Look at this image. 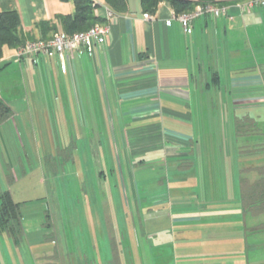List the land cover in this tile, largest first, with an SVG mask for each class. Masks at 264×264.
<instances>
[{
	"label": "crops",
	"instance_id": "1",
	"mask_svg": "<svg viewBox=\"0 0 264 264\" xmlns=\"http://www.w3.org/2000/svg\"><path fill=\"white\" fill-rule=\"evenodd\" d=\"M94 1L111 28L97 58L75 51L63 71L57 56L18 62L14 49H4L0 84L15 85L17 97L7 99L0 90L13 112L3 123H14L19 108H26L33 120L39 113L63 126V140L74 150L69 162L79 164L83 183L96 172L94 186L82 187L104 189L97 197L112 202L106 173L117 177L114 188L123 192L118 203L137 216L141 264H166L165 256L175 264H264V247L254 238L264 227L252 223L264 213L245 211L242 200L244 183L259 182L264 166L241 169L246 150L257 153L261 142L259 134L238 133L240 110L258 105L263 93L264 8L233 6L219 18L201 16L188 35L167 1L148 15L140 0H128L129 11L112 12L110 19L104 2ZM9 11L19 13L25 34L38 39V23L73 14L75 5L0 0V13ZM213 93L220 94L216 101ZM231 96L236 153L228 149L231 135L222 131L223 123L228 128L225 112H211ZM153 249L156 256L149 257Z\"/></svg>",
	"mask_w": 264,
	"mask_h": 264
},
{
	"label": "rangeland",
	"instance_id": "2",
	"mask_svg": "<svg viewBox=\"0 0 264 264\" xmlns=\"http://www.w3.org/2000/svg\"><path fill=\"white\" fill-rule=\"evenodd\" d=\"M261 73L264 79V67ZM13 80L15 82L18 78L14 76ZM10 85L11 89H7L0 84V90L5 98L14 99L17 97L13 92L15 85ZM262 92L258 96V105L252 108L245 106L239 112L243 125L240 132L244 135L259 134L261 142L257 153L256 148L255 154L246 150L249 156H246L241 169L248 165L264 166V88ZM212 96V100L216 101V96L219 98L220 94L213 93ZM223 105L211 112L223 115L225 112L228 128L222 122V131L231 135L228 149L236 153L232 96L229 103ZM17 113L19 116L14 123H0V191H9L15 202L20 203L23 221L18 239L9 236L6 231L0 232V264H109V259L113 261L111 264H141L140 247L135 236L134 219L137 220V216H131L118 203L119 195L123 198V192L114 188L117 177L106 173L108 183L104 184V188H112V202L95 196L103 195L104 189L82 187L94 186L97 181L93 176L97 177V174L94 171L87 177L88 182H82L84 177L78 169L79 164L74 167L69 162L74 150L63 140V126L49 123L39 113L33 120L26 108H19ZM214 127H219L218 122L217 126L214 123L209 126L210 129ZM238 171H241L240 168ZM251 216H246L247 222ZM256 217L251 222L264 227V214ZM254 238L257 244L264 247V228ZM110 241L114 252L111 256L105 248ZM260 255L264 256V251ZM148 256L155 257V250ZM164 261L175 264L172 257L165 256ZM147 264L151 262L148 260Z\"/></svg>",
	"mask_w": 264,
	"mask_h": 264
},
{
	"label": "trees",
	"instance_id": "3",
	"mask_svg": "<svg viewBox=\"0 0 264 264\" xmlns=\"http://www.w3.org/2000/svg\"><path fill=\"white\" fill-rule=\"evenodd\" d=\"M73 2V14L58 16L56 21L40 22L36 25L41 37L38 39L49 40L61 31L66 34L86 32L96 24H106L105 19L96 14L98 6L94 0H60ZM104 5L114 14H123L129 11L128 0H102ZM167 1L170 3L174 14L181 15L194 11L198 6H227L244 0H140L144 14L153 15L159 5ZM32 34H25L19 13L15 11L0 13V60L3 58L4 49H18L28 42L38 40ZM240 94H236L237 98ZM13 116L10 107L0 97V123ZM242 126H239V132ZM261 179L255 184L244 183L243 207L247 212L264 213V168L261 169ZM20 203L15 202L9 191L0 192V232H7L9 236L18 239L22 229V216Z\"/></svg>",
	"mask_w": 264,
	"mask_h": 264
},
{
	"label": "built area",
	"instance_id": "4",
	"mask_svg": "<svg viewBox=\"0 0 264 264\" xmlns=\"http://www.w3.org/2000/svg\"><path fill=\"white\" fill-rule=\"evenodd\" d=\"M236 7L242 12H252L257 8H264V0H244L233 5L205 7L198 6L194 11L175 15L172 19L178 20L182 25L186 34L193 33V21L197 18L210 15L216 18L227 15L231 7ZM113 13L109 12L107 18H112ZM149 18V16H147ZM171 22L168 21V25ZM111 28L107 24H96L86 32H78L74 34H66L64 32L55 33L51 39H38L28 42L24 46L15 50L14 57L20 62L26 57L38 58L39 56L55 57L57 56L61 62V68L66 71L65 58L73 55L75 51L85 50L91 58H97L100 51L104 50Z\"/></svg>",
	"mask_w": 264,
	"mask_h": 264
}]
</instances>
